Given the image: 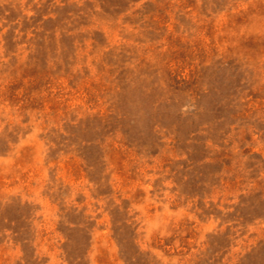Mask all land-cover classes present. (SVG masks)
Instances as JSON below:
<instances>
[{
    "label": "rangeland",
    "instance_id": "rangeland-1",
    "mask_svg": "<svg viewBox=\"0 0 264 264\" xmlns=\"http://www.w3.org/2000/svg\"><path fill=\"white\" fill-rule=\"evenodd\" d=\"M0 264H264V0H0Z\"/></svg>",
    "mask_w": 264,
    "mask_h": 264
}]
</instances>
